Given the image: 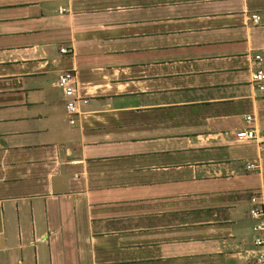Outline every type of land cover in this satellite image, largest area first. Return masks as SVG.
Returning <instances> with one entry per match:
<instances>
[{
	"label": "crops",
	"instance_id": "crops-1",
	"mask_svg": "<svg viewBox=\"0 0 264 264\" xmlns=\"http://www.w3.org/2000/svg\"><path fill=\"white\" fill-rule=\"evenodd\" d=\"M260 70L264 0H0V264H254Z\"/></svg>",
	"mask_w": 264,
	"mask_h": 264
},
{
	"label": "built area",
	"instance_id": "built-area-1",
	"mask_svg": "<svg viewBox=\"0 0 264 264\" xmlns=\"http://www.w3.org/2000/svg\"><path fill=\"white\" fill-rule=\"evenodd\" d=\"M253 20L255 23L260 21V16L254 15ZM63 52H69V49L63 47L61 49ZM261 59V56H257ZM255 81L257 83L258 89L264 90V71L260 70L255 74ZM76 82V75L72 72H64L59 75L57 84L61 87L68 100L67 109L68 114L71 118V122L75 123V114L78 113L77 102L80 100L87 101L86 99L80 98L76 94V87L74 83ZM249 118V117H248ZM237 138L239 140H246L258 143L262 146L264 150V128L259 129L256 127H251L247 129H241L237 133ZM258 167L256 162H250L247 164V169H255ZM252 207L250 208L249 215L253 220L252 225V249L250 250L251 258L254 264H264V191L256 193L251 199Z\"/></svg>",
	"mask_w": 264,
	"mask_h": 264
}]
</instances>
